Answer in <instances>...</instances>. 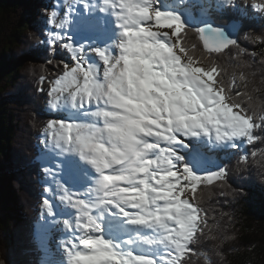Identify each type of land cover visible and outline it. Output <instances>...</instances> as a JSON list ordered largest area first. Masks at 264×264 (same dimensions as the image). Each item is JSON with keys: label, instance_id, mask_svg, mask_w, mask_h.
<instances>
[{"label": "snow or ice", "instance_id": "1", "mask_svg": "<svg viewBox=\"0 0 264 264\" xmlns=\"http://www.w3.org/2000/svg\"><path fill=\"white\" fill-rule=\"evenodd\" d=\"M212 9L264 18V0H64L49 10L42 43L71 62L48 81V109L66 118L49 119L41 132L42 171L54 185L44 192L62 206L56 219L53 203L42 202V219H51L39 234L41 264H185L203 254L193 246L210 225L197 193L224 187L228 172L198 167L208 149H240L264 129L252 96L234 93V80L224 86L212 54L246 50L204 19ZM53 232L63 233L55 249Z\"/></svg>", "mask_w": 264, "mask_h": 264}, {"label": "trees", "instance_id": "2", "mask_svg": "<svg viewBox=\"0 0 264 264\" xmlns=\"http://www.w3.org/2000/svg\"><path fill=\"white\" fill-rule=\"evenodd\" d=\"M59 5L60 0H0V264H41L43 257L34 220L42 201L51 195L44 192L50 185L42 171L40 148L42 129L50 119L48 81L62 71V62H71L66 51L57 48L53 54L42 43L47 39L48 12ZM207 17L220 25L241 24L237 40L244 54L237 56L238 49L232 48L212 55L224 69V86L234 80V93L251 95L252 110L264 112V43L244 38L246 33L264 37V18L251 10L241 16L231 9H212ZM188 39L197 46L195 55L203 58L197 35L189 32ZM41 75L46 77L43 85L38 83ZM239 99L248 106L246 95ZM18 108L31 112L24 124ZM254 135L259 139L253 144L217 154L215 167L227 166V184L202 186L197 193L210 229L193 246L203 254L191 256L185 264H204L205 256L211 264H264V129ZM21 137L22 145L13 147ZM242 154L247 155L245 163L239 162Z\"/></svg>", "mask_w": 264, "mask_h": 264}, {"label": "rangeland", "instance_id": "3", "mask_svg": "<svg viewBox=\"0 0 264 264\" xmlns=\"http://www.w3.org/2000/svg\"><path fill=\"white\" fill-rule=\"evenodd\" d=\"M61 1V0H60ZM64 2V0H62V3ZM62 5V4H61ZM78 8H81V10H82V6H80V5H78ZM58 10H60V9H58ZM75 17H73V19H74ZM197 23V22H196ZM195 23V24H196ZM194 24V25H195ZM71 32H72V29H71V27L69 28V34H71ZM76 38H79L78 40H80L81 38H80V36L79 35H76V36H74V39H76ZM82 40V41H81ZM80 40V42L81 43H87L88 41H86V40H83V39H81ZM23 109L25 110V108L23 107ZM18 110H19V120H21V116H24V118H23V122H21V123H25L26 121H25V119L27 118V117H29V116H31V112H27V111H23L22 112V110H21V108H18ZM33 115H34V113H33ZM50 119H58V118H66V115L65 114H60V115H58V114H56L55 112H50ZM42 122V121H41ZM26 125V124H25ZM17 142H19V145H22V137L21 138H18V139H16L15 140V144H14V146L13 147H16V143ZM43 151L45 152V149H44V146H43ZM208 159V155H206L205 154V160H204V162H203V164L202 165H200L199 167H198V172L200 173V172H203V170L204 171H206L205 172V175L206 174H208V173H210L212 170H211V167H209V165L210 164H213L212 162H210V161H208L207 160ZM51 183V182H50ZM53 190H54V185H53ZM49 200H51V202L53 203V205L55 206V211H56V213H57V216H56V219H61L62 217H61V215H60V213H61V209H62V206L61 205H59V203H58V200H57V198L53 195V196H51L50 197V199ZM43 202V201H42ZM39 207V206H38ZM43 208V206H42V204H41V209ZM41 209H40V211H38L36 214H41ZM51 218H48L46 215H44L43 216V219H41V220H43V222H44V224H45V222H47L48 220H50ZM44 224H42L41 225V228H42V226L44 225ZM41 230V229H40ZM39 234H40V231H39V233H38V235H37V239H38V241H39ZM59 237H61L62 235H63V233H60L59 232ZM58 237V238H59ZM59 239H57V237L55 236V234H54V232L51 234V236H50V238H49V245H50V247L52 248V249H55V247H56V242L58 241Z\"/></svg>", "mask_w": 264, "mask_h": 264}, {"label": "water", "instance_id": "4", "mask_svg": "<svg viewBox=\"0 0 264 264\" xmlns=\"http://www.w3.org/2000/svg\"><path fill=\"white\" fill-rule=\"evenodd\" d=\"M208 22L212 23L215 26H219V27H223L225 28L230 34L234 35L236 38H238V34H239V30L241 28V26L233 21H230L228 24L226 25H220V24H216L213 20L211 19H205ZM199 26H203L201 23L199 24ZM235 26V28L233 27ZM202 43V42H201Z\"/></svg>", "mask_w": 264, "mask_h": 264}, {"label": "bare ground", "instance_id": "5", "mask_svg": "<svg viewBox=\"0 0 264 264\" xmlns=\"http://www.w3.org/2000/svg\"><path fill=\"white\" fill-rule=\"evenodd\" d=\"M229 16V15H228ZM210 153V150L208 149L207 151H206V155H208ZM46 223V222H45ZM41 225L42 224H38V227L36 228V230H37V235H38V233H39V231H40V229H41ZM54 234H55V236L57 237V239H59L60 237H59V232H54ZM59 237V238H58ZM37 241H38V239H37ZM38 244H39V241H38ZM40 245V244H39ZM56 248V247H55Z\"/></svg>", "mask_w": 264, "mask_h": 264}]
</instances>
